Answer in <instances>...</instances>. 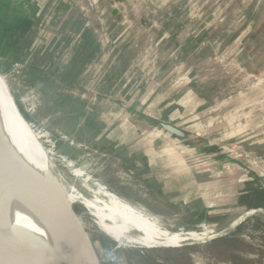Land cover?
I'll return each mask as SVG.
<instances>
[{
  "label": "rangeland",
  "instance_id": "374dc122",
  "mask_svg": "<svg viewBox=\"0 0 264 264\" xmlns=\"http://www.w3.org/2000/svg\"><path fill=\"white\" fill-rule=\"evenodd\" d=\"M217 1L215 8L222 10L226 2ZM177 5L184 10L180 15L184 25L191 28L194 22L191 23L186 9L199 5V9L206 11L208 2L199 0L193 5L192 0H180ZM38 8L39 0H0V74L4 78L0 76V102L6 115L11 118L14 112L18 124L49 155L50 160L42 161L37 172L57 189L80 219L99 264H264V213L251 211L252 207H264V191L257 183L241 177L239 171L213 175L195 158L178 152V145L152 135L149 128L140 127L127 113L110 112L98 98L85 104L81 94L74 92L68 96L66 85L93 89L96 83L83 79L81 65L69 72L66 57L60 61L63 64H50L48 57L54 55V49L34 47L25 51L17 36L18 29L35 19ZM207 21V16L201 19V32ZM220 21L219 16L216 25ZM189 50L186 60L198 54L192 52L194 48ZM219 50L215 47L210 55L202 46V62L169 64L170 79L179 73L178 78L185 75L186 81L192 80L177 87L183 95L176 98L183 102L161 109L158 115L172 117L174 124L192 131L197 120L205 119L201 113L210 108L211 128L203 133L200 129L201 134L208 136L211 132L216 145L231 149L229 152L236 154L246 168L264 172L259 160L264 155V112L258 108L249 113L244 124L236 113L224 122L212 121L217 113L212 110L214 105L217 108L231 98L242 99L259 84L246 76L233 58L227 62L225 57L234 55L235 46L223 51V55ZM54 75L62 79L54 81ZM122 84L116 88L122 89L119 96L128 97L129 87L124 81ZM108 90L114 91V87ZM141 98L127 100L148 108L145 103L149 98ZM164 105L165 100L159 98L152 106L159 109ZM176 108L183 111L173 117ZM163 155L169 158L164 159ZM193 171H200L201 175L189 177ZM101 190L120 198L164 231H207L213 235L149 249L124 246L102 232L90 217L84 194L100 198L104 196ZM236 193L243 194V207L239 206V197L233 196ZM241 216L244 218L240 225L231 227ZM229 230L232 231L227 233Z\"/></svg>",
  "mask_w": 264,
  "mask_h": 264
},
{
  "label": "crops",
  "instance_id": "0c3cea01",
  "mask_svg": "<svg viewBox=\"0 0 264 264\" xmlns=\"http://www.w3.org/2000/svg\"><path fill=\"white\" fill-rule=\"evenodd\" d=\"M124 1L39 0L38 11L34 12L35 19L18 29V39H22L21 43L26 52L34 47L54 49V55L48 57L50 64L54 61L63 64L60 61L66 57L65 59L69 60V72L77 69L78 65L83 66L81 69L83 79H92L96 86L90 89L65 84L68 96L74 92L81 94L85 104L98 100L97 98L107 99V96H111V99L124 102L135 110H143L158 119L176 125L172 117L160 118L158 113L160 114L161 109L172 107L174 103L183 102L176 98L180 94L183 95L177 87L191 81L192 78L186 81L188 77L182 75L178 78L180 75L177 73V77L170 79L168 74L172 66L169 67V64L172 63L171 65L174 66L179 63L183 66L189 61L195 64L201 59L202 46L205 47V53L210 52V55L215 47L221 49L219 52L222 55L223 51L230 47H238L243 37L244 30L241 27L245 25L244 11L248 0H241L239 3L237 0H224L226 5L222 10L215 8L217 0H205L208 2L206 11L199 9V5L188 7L185 12L188 13L191 23L194 22L191 28L184 25V20L180 16L184 11L177 5L180 0H128L131 6ZM198 1L192 0L193 5L198 4ZM47 2L49 4L46 6L44 3ZM20 10L24 8L20 7ZM205 16L208 17V21L203 23L201 32L200 22ZM219 16L221 21L216 25ZM190 48H194L192 52L196 51L198 54L190 57L191 60H186L185 57L189 56ZM61 51H64L65 55L61 54ZM225 58L227 62L233 58V62L236 63L235 53L230 58L227 56ZM27 61H29L28 57ZM52 78L54 81L62 79L58 75ZM123 81L125 86L129 87L128 97L119 96L122 89L121 91L116 89L119 84L124 85ZM109 87H114V91H109ZM164 87L167 91H164ZM117 96L121 98H116ZM140 96L145 97L146 101L147 97L149 98L148 103H145L149 106L148 108L127 100V98H133L140 101L142 100ZM159 98L164 99L166 105L157 109L152 105ZM258 108L257 106L256 109ZM108 109L113 112L110 108ZM176 109V114H172L173 117L183 111L182 108ZM212 110L216 111L215 105ZM253 111L255 108H246L240 119L249 120V113ZM259 111L264 112V108H259ZM210 112L209 108L201 113L202 116L209 117L208 124L205 126L202 125L203 123H195L196 128L192 131L185 127H178L201 136L200 129L203 133L211 128ZM262 122L264 124V121ZM208 134L210 135L211 132L208 131ZM163 157L169 158L168 155ZM259 160L263 169L264 155H261ZM254 171L264 179V172L261 169H254ZM196 175H201L200 171L191 172L189 177ZM244 180L248 181L246 178ZM197 186L201 188L200 185ZM233 196L239 197V206L243 207V194L236 193Z\"/></svg>",
  "mask_w": 264,
  "mask_h": 264
},
{
  "label": "water",
  "instance_id": "95a60500",
  "mask_svg": "<svg viewBox=\"0 0 264 264\" xmlns=\"http://www.w3.org/2000/svg\"><path fill=\"white\" fill-rule=\"evenodd\" d=\"M239 1L241 2V0H237L238 3ZM124 2L130 5L128 0ZM244 12L245 25L241 27L244 32L240 44L236 47L235 64L240 66L248 77L258 81L259 84L256 83L255 86L250 88L245 93L244 98H231L232 102L229 100L222 105H218L216 118L212 119L214 123L221 122V120L224 122L228 116L234 113L239 114L240 117L246 108H255V110H257V106L264 108V0H251V2L248 0ZM106 98L101 97V99H98L106 103L107 107L113 112L118 114L127 113L130 118L138 122L137 124L140 127L149 128L152 135L178 145L179 147L176 148L177 151L179 150L178 152L182 151L183 155L195 158L198 163L205 165L212 171L213 175L216 173V176H219L223 171H239L241 177H248L255 181L264 191V179L258 176L254 169L246 168L244 164H241L237 155L229 152L231 149L216 145L213 137L210 136L212 133L208 136H200L158 119L148 112L135 110L124 102ZM240 122L244 124L246 118L240 119ZM0 175L6 178L9 183L14 185L70 235L75 243L73 264H99L93 244L83 229L80 219L72 212L69 203L64 202L56 188L28 167L3 140L1 135ZM2 206L0 204V210ZM251 211L264 213V208H253ZM0 264L64 263L33 233L9 222L0 221Z\"/></svg>",
  "mask_w": 264,
  "mask_h": 264
},
{
  "label": "bare ground",
  "instance_id": "6f19581e",
  "mask_svg": "<svg viewBox=\"0 0 264 264\" xmlns=\"http://www.w3.org/2000/svg\"><path fill=\"white\" fill-rule=\"evenodd\" d=\"M13 115L15 116L14 112L9 118L0 102V135L20 159L38 174L37 169H40L42 161H48L50 157L40 146L41 144L31 138L30 134L27 133L28 130L26 131L18 124L16 116ZM101 191H103L104 196L100 198L89 193L84 194L90 217L93 218L102 232L124 246L130 245L149 249L171 243L191 242L202 237L206 239L213 235L207 231H182L178 233L164 231L120 198L107 191ZM0 204L3 205L0 210V221L9 222L33 233L48 246V249L60 261L64 264H73L75 243L70 235L2 175H0ZM243 218L244 216H241L231 227L236 228Z\"/></svg>",
  "mask_w": 264,
  "mask_h": 264
},
{
  "label": "trees",
  "instance_id": "16d2710c",
  "mask_svg": "<svg viewBox=\"0 0 264 264\" xmlns=\"http://www.w3.org/2000/svg\"><path fill=\"white\" fill-rule=\"evenodd\" d=\"M203 117H205V116H203ZM199 118H200V117H198V119H199ZM207 118H208V116H206L205 119H202V120H201V118H200L199 120H197L196 123H198V122H199V124H202V123H203L202 125L205 126L206 124H208V120H209V119L207 120ZM194 124H195V123H194ZM198 212H200V211H198Z\"/></svg>",
  "mask_w": 264,
  "mask_h": 264
}]
</instances>
